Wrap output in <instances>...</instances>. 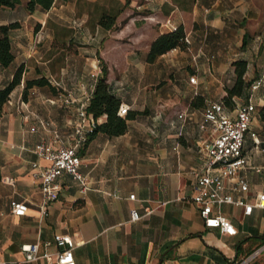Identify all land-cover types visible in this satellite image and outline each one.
Here are the masks:
<instances>
[{"label": "crops", "instance_id": "1", "mask_svg": "<svg viewBox=\"0 0 264 264\" xmlns=\"http://www.w3.org/2000/svg\"><path fill=\"white\" fill-rule=\"evenodd\" d=\"M80 1L95 9L92 20L84 9L75 19L77 0L32 12L25 0L0 9V25L18 24L9 32L12 60L0 66V89L21 66L19 83L0 106V264H54L43 257L26 261L20 247L37 244L38 253L52 260L58 234L72 240V264H229L246 256L264 241V208L242 214L230 204L212 207L235 228L226 235L203 226L191 196L193 172L203 160L199 145L211 128L202 109L206 102L221 103L235 60L245 62L246 87L232 106L221 104L230 113L242 102L254 106L249 129L257 142L245 138L246 164L237 173L247 191L225 182L223 192L248 203L264 192V121L258 114L264 107V0H112L114 8L108 1ZM116 9L114 28L96 23L101 12ZM175 27L189 43L147 61L150 42ZM102 75L130 116L122 134L88 137L90 122L105 116L94 120L84 111L80 118L77 111ZM41 77L49 86L31 87L21 99L25 81ZM257 78L262 83L250 90ZM78 124L84 126L80 142ZM39 142L74 146L88 186L81 191L70 176L59 175L45 215L37 171L46 162L33 153ZM11 201L26 205L24 215L11 214ZM130 210L137 219H130ZM250 264H264V250Z\"/></svg>", "mask_w": 264, "mask_h": 264}, {"label": "built area", "instance_id": "2", "mask_svg": "<svg viewBox=\"0 0 264 264\" xmlns=\"http://www.w3.org/2000/svg\"><path fill=\"white\" fill-rule=\"evenodd\" d=\"M183 41H189L184 36ZM190 83H194V78H188ZM262 83V78H257L249 84V89L254 90ZM68 103L72 101L66 100ZM85 106L78 108L77 115L83 118ZM254 106L251 103L242 102L234 106L233 113L226 112L219 102H206L202 109L204 120L210 125L208 141L199 145L203 151V160L197 171L193 172V194L191 201L197 208L198 216L202 220L205 228L217 229L226 235L235 234V228L230 221L220 214L212 212V207L222 204H230L241 207L242 214H249L252 208H264V192L255 196L252 203L246 202L242 197L233 198L230 194L224 193L225 182H229L233 191L245 193L247 184L237 173L246 164V157L242 153L244 141L249 137L257 142L256 134L249 129L251 115ZM126 107L119 106L118 115H124ZM181 117V115H178ZM94 124L90 122L91 132ZM84 126L78 124L74 127V135L79 136ZM203 128V125H200ZM33 153L42 158L46 165L40 166L37 171L38 188L41 194L39 212L45 215L47 207L52 202L59 191L56 178L62 173L67 174L76 181L81 191L87 189V180L79 170L80 159L74 146L60 145L52 147L44 142L34 145ZM36 167L35 163L31 164ZM133 199V194L128 195ZM10 212L14 216H22L25 213L26 205L22 202L11 201L9 203ZM137 212L130 210V219H137ZM54 242L59 249L54 253L53 259L46 253H38L37 244H24L20 247L24 260L30 261L43 257L54 264H72L73 243L68 235H55ZM264 250V241L246 256L235 260L229 264H250L258 253Z\"/></svg>", "mask_w": 264, "mask_h": 264}, {"label": "trees", "instance_id": "3", "mask_svg": "<svg viewBox=\"0 0 264 264\" xmlns=\"http://www.w3.org/2000/svg\"><path fill=\"white\" fill-rule=\"evenodd\" d=\"M56 1L66 0H25L24 8L27 12H32L35 9L48 10L52 4ZM20 0H0V9L13 8ZM121 12V9H116L113 12H101L96 20V23L104 28H114L115 19ZM18 27L16 22L1 24L0 25V66L4 67L8 65L12 60V53L9 43V32L11 29ZM184 33L181 27H175L170 31L163 32L155 37L149 44L146 54L147 61H152L158 55H161L170 49L180 48L183 49L187 44L183 41ZM234 80L230 87L226 88L225 95L221 99V103L230 107L233 105V98L239 97L243 94L246 83L243 80V73L245 70V62L243 60H235L232 62ZM21 74V66L14 72L11 80L0 89V106L4 103L10 91L19 83ZM49 86L47 80L43 77L37 79L26 80L24 87L21 91V99L26 98L27 90L31 87ZM196 100L201 101L200 98ZM192 104H197L195 99ZM120 106V101L108 90V84L104 75L100 76L92 90L91 97L85 107L86 113H88L94 120L101 116H105V121L99 124H94L88 137L100 132L108 136H116L122 134L126 129V119L130 115L119 116L117 110ZM134 114V113H133ZM132 114V115H133ZM259 118L264 121V107L259 109Z\"/></svg>", "mask_w": 264, "mask_h": 264}, {"label": "rangeland", "instance_id": "4", "mask_svg": "<svg viewBox=\"0 0 264 264\" xmlns=\"http://www.w3.org/2000/svg\"><path fill=\"white\" fill-rule=\"evenodd\" d=\"M103 1L104 2L108 1V4H106V5H112L113 8L116 6V3H113L112 0H103ZM76 5L80 6V10L78 12L75 11V15H74L75 19H77V17H79L80 11L84 9V11H87L89 13L88 15L91 17V20H92V18L94 16L93 13H94L95 9L93 8V6L91 4H87L85 1L77 0ZM102 6H104V5H102ZM55 30H56V35H58L60 33V31H61V27H57V28H55ZM67 35L72 38V36L74 35L73 34V30L72 29H68V34Z\"/></svg>", "mask_w": 264, "mask_h": 264}]
</instances>
